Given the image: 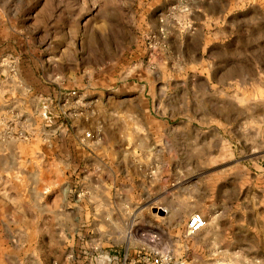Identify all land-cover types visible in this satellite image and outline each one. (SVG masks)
<instances>
[{"label":"rangeland","instance_id":"rangeland-1","mask_svg":"<svg viewBox=\"0 0 264 264\" xmlns=\"http://www.w3.org/2000/svg\"><path fill=\"white\" fill-rule=\"evenodd\" d=\"M263 184L264 0H0V264H264Z\"/></svg>","mask_w":264,"mask_h":264},{"label":"built area","instance_id":"built-area-1","mask_svg":"<svg viewBox=\"0 0 264 264\" xmlns=\"http://www.w3.org/2000/svg\"><path fill=\"white\" fill-rule=\"evenodd\" d=\"M87 136H91V133H87ZM207 225V219L201 212H194L187 225L189 234H195L202 230ZM122 257L120 264H177L173 261L172 256L169 253L162 251L148 252L141 250L136 254H131L128 250ZM118 256L109 257L110 261H116Z\"/></svg>","mask_w":264,"mask_h":264},{"label":"bare ground","instance_id":"bare-ground-1","mask_svg":"<svg viewBox=\"0 0 264 264\" xmlns=\"http://www.w3.org/2000/svg\"><path fill=\"white\" fill-rule=\"evenodd\" d=\"M168 209V208H167ZM166 209V210H167ZM177 212H178V210L176 209V210H173V213H172V216H176L177 215ZM218 250V249H217ZM216 250V252L218 253V251ZM219 264H228V263H225V262H218ZM233 264H239V261L238 260H235V261H233Z\"/></svg>","mask_w":264,"mask_h":264},{"label":"crops","instance_id":"crops-1","mask_svg":"<svg viewBox=\"0 0 264 264\" xmlns=\"http://www.w3.org/2000/svg\"><path fill=\"white\" fill-rule=\"evenodd\" d=\"M263 186H264V184H263ZM259 205H260V210H264V204L263 203H260Z\"/></svg>","mask_w":264,"mask_h":264}]
</instances>
